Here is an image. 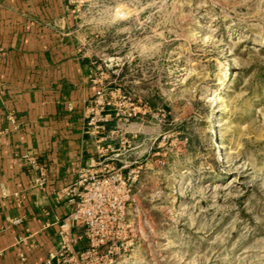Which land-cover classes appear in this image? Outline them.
I'll list each match as a JSON object with an SVG mask.
<instances>
[{
	"label": "rangeland",
	"instance_id": "obj_1",
	"mask_svg": "<svg viewBox=\"0 0 264 264\" xmlns=\"http://www.w3.org/2000/svg\"><path fill=\"white\" fill-rule=\"evenodd\" d=\"M65 15L121 131L115 264H264V0H69Z\"/></svg>",
	"mask_w": 264,
	"mask_h": 264
},
{
	"label": "crops",
	"instance_id": "obj_2",
	"mask_svg": "<svg viewBox=\"0 0 264 264\" xmlns=\"http://www.w3.org/2000/svg\"><path fill=\"white\" fill-rule=\"evenodd\" d=\"M68 5L0 0V264H47L59 224L73 209L63 190L97 161L88 122L98 86L91 61L73 43ZM108 117L102 125L111 131ZM102 146L121 171L119 140ZM23 156L44 170V190L31 187Z\"/></svg>",
	"mask_w": 264,
	"mask_h": 264
},
{
	"label": "built area",
	"instance_id": "obj_3",
	"mask_svg": "<svg viewBox=\"0 0 264 264\" xmlns=\"http://www.w3.org/2000/svg\"><path fill=\"white\" fill-rule=\"evenodd\" d=\"M110 106V99L98 88L88 122L95 132L97 161L82 168L76 180L63 190L73 209L59 224L58 244L48 254L47 264H115L121 260V233L131 231L126 221L130 190L128 178L112 165L109 146H102L103 142L116 138L121 147V131H106L102 125L108 117L103 115H107L105 111ZM22 159L31 171V187L44 190L47 184L44 170L32 157ZM74 228L81 229L82 234L74 236ZM80 242L85 243L83 249L76 248Z\"/></svg>",
	"mask_w": 264,
	"mask_h": 264
}]
</instances>
